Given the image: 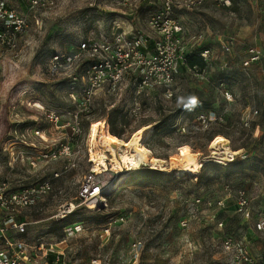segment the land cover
Returning <instances> with one entry per match:
<instances>
[{"label": "rangeland", "instance_id": "1", "mask_svg": "<svg viewBox=\"0 0 264 264\" xmlns=\"http://www.w3.org/2000/svg\"><path fill=\"white\" fill-rule=\"evenodd\" d=\"M4 1L28 20L29 27L17 49L0 44V115L10 105L9 129L0 141V180L10 190L44 181L52 186L48 195L23 212L21 218L29 222L24 240L46 247L64 242L66 264H229L223 244L230 238L246 245L253 257H264V232L255 229L257 220L264 218V0H239L230 10L207 4L178 11L179 20L203 33V45L215 53L209 79L180 71L173 96L166 98L162 91L138 94L136 76L130 74L121 89L96 94L79 133L73 131L71 114L82 108L68 96L69 82L82 76L91 58L83 53L78 63H63L60 69H53L49 61L71 48L77 53L84 40H110L115 19L127 29L132 25L148 39L149 47L156 35L148 19L157 7L143 0L134 5L122 0H60L52 11L33 12L28 0ZM230 38L238 44L228 55L223 44ZM192 46L187 43L194 53ZM251 47L261 61L244 69L241 61ZM219 82L233 100H226ZM209 110L222 120L205 126L198 118ZM49 112L59 115L58 124L49 121ZM103 121L107 131L112 129L123 140L152 125L153 134L145 144L159 158L168 160L191 147L200 160H209L197 173L184 177L168 167L161 171L143 165L120 172H111L110 167L97 174L107 188L103 197L95 198L103 204L85 202L81 187L95 171L89 130L92 123ZM14 124L22 132L30 129L25 143L37 149L25 148L18 140L11 145H22L36 159L42 149L52 152L63 145L69 147V156L41 161L38 168L30 167L26 158L11 165L2 145L12 139ZM34 130L42 131L44 138L33 135ZM218 135L242 153L229 161L210 159L209 143ZM241 191L249 199V219L239 206ZM73 207L72 213H62Z\"/></svg>", "mask_w": 264, "mask_h": 264}, {"label": "built area", "instance_id": "2", "mask_svg": "<svg viewBox=\"0 0 264 264\" xmlns=\"http://www.w3.org/2000/svg\"><path fill=\"white\" fill-rule=\"evenodd\" d=\"M60 0H28L33 12H49L54 10ZM146 5L155 6L157 9L151 13L148 19L149 29L156 35L153 43L148 47V39L144 37L132 25L127 29L113 20V26L110 40L91 41L84 40L77 48L63 55H56L49 61L53 69H60L63 63L69 65L78 63L81 54H87L91 60L83 66V73L80 77H74L69 82L70 94L68 95L73 102L77 103L82 112L72 113L74 121L73 131L79 133L81 129L82 118L91 112L92 102L96 94L104 89L116 91L126 81L130 74L136 76L137 93L143 94L148 91H162L166 98L173 96V87L177 75L182 70H186L190 75L200 80H208L210 69L215 63V53L212 48L203 45L205 36L201 32H194L189 26L182 23L177 17L178 11H191L213 4L224 9H232L238 0H144ZM124 4L134 5L138 0H122ZM28 20L18 11L9 7L4 0H0V44L8 49L18 48L17 42L26 35L28 30ZM193 44L199 56L204 60L205 67H190L188 64V55L191 52L187 49V43ZM236 40L230 38L225 40L223 51L228 55L232 54L237 47ZM192 46V47H194ZM153 49H149V48ZM246 57L241 61L244 69L251 68L252 65L259 63L261 57L259 52L251 47L245 53ZM225 69V66L222 67ZM223 96L226 100H233L229 90L224 82H219ZM82 93V98L79 94ZM36 105V103H34ZM13 111L16 107L12 108ZM49 121L58 124L59 115L48 113ZM199 122L203 125H209L213 122L221 121L215 111L203 113L199 116ZM16 124H19L16 123ZM11 130V140L3 144L2 151L8 152L13 160L11 165L24 162L25 158L30 167L38 168L39 163L56 160L59 157L69 156V147L63 146L49 152L45 149L39 151L36 159L29 154L30 150H24L22 145L10 141L18 140L23 142L25 148L36 150L35 145H28L25 141L28 139L29 131L22 132L17 126ZM109 127V126H108ZM110 130V128H109ZM20 132V133H19ZM10 133V134H11ZM33 135L43 139L42 131L34 130ZM10 144V145H9ZM40 150V149H39ZM23 151L27 152L26 156ZM21 158V159H20ZM97 172L89 173L81 187L80 197L83 201H94L95 198L103 197L106 194V187H103L97 180ZM59 177L58 174L55 175ZM52 190L50 182H42L23 189L10 190L6 181L0 180V264H66L64 259V242L59 245L39 244L32 246L23 236L26 234L29 222L21 218L24 211L32 208L37 201L48 195ZM239 206L246 219L252 215L249 199L245 192L239 193ZM97 201L99 205L103 200ZM75 208L68 209L62 213L69 214ZM66 215H62L64 217ZM124 220L123 218L121 219ZM223 223L220 224V227ZM255 229L258 232H264V218H260L255 223ZM224 252L229 256V264H264V257L255 258L247 252V246L239 241L227 239L223 244Z\"/></svg>", "mask_w": 264, "mask_h": 264}, {"label": "bare ground", "instance_id": "3", "mask_svg": "<svg viewBox=\"0 0 264 264\" xmlns=\"http://www.w3.org/2000/svg\"><path fill=\"white\" fill-rule=\"evenodd\" d=\"M152 134L153 126L145 125L135 130L128 140H123L118 136L108 135L105 121L94 122L88 136L90 163L94 164L97 173L108 171L110 167L111 172H120L126 168L136 169L146 165L161 171L168 167L171 171L176 170L179 177H184L197 173L209 160H200V153L196 154L191 147L181 149L168 160L159 158L145 144ZM209 151L210 159L218 157L224 161L232 160L242 153V150H233L231 142L223 135L210 141Z\"/></svg>", "mask_w": 264, "mask_h": 264}, {"label": "trees", "instance_id": "4", "mask_svg": "<svg viewBox=\"0 0 264 264\" xmlns=\"http://www.w3.org/2000/svg\"><path fill=\"white\" fill-rule=\"evenodd\" d=\"M188 64L190 67H194V66H199L201 68L205 67V62L204 60L199 56L198 53H191L190 55H188ZM184 72H187L185 69L182 70ZM10 105H5L2 109L1 115H0V141L5 137L6 133L8 132L9 129V124H8V107ZM206 112V111H204ZM210 112V110L208 111ZM108 135L109 136H118V133H116L115 131H113L112 129H108ZM134 177H132L133 179Z\"/></svg>", "mask_w": 264, "mask_h": 264}, {"label": "crops", "instance_id": "5", "mask_svg": "<svg viewBox=\"0 0 264 264\" xmlns=\"http://www.w3.org/2000/svg\"><path fill=\"white\" fill-rule=\"evenodd\" d=\"M238 1H239V0H238ZM143 3L146 4L147 2L143 0ZM235 4H237V2H236ZM234 6H235V5H234Z\"/></svg>", "mask_w": 264, "mask_h": 264}, {"label": "snow or ice", "instance_id": "6", "mask_svg": "<svg viewBox=\"0 0 264 264\" xmlns=\"http://www.w3.org/2000/svg\"><path fill=\"white\" fill-rule=\"evenodd\" d=\"M193 103H194V101H193Z\"/></svg>", "mask_w": 264, "mask_h": 264}]
</instances>
